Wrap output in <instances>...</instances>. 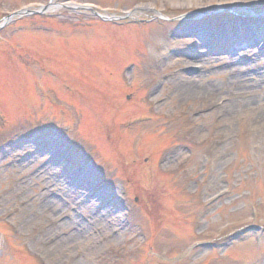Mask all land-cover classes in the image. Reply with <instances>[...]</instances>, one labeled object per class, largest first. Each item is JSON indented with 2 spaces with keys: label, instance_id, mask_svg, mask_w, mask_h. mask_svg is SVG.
I'll return each instance as SVG.
<instances>
[{
  "label": "rangeland",
  "instance_id": "obj_1",
  "mask_svg": "<svg viewBox=\"0 0 264 264\" xmlns=\"http://www.w3.org/2000/svg\"><path fill=\"white\" fill-rule=\"evenodd\" d=\"M54 2L141 11L0 32V264H264V0Z\"/></svg>",
  "mask_w": 264,
  "mask_h": 264
},
{
  "label": "bare ground",
  "instance_id": "obj_2",
  "mask_svg": "<svg viewBox=\"0 0 264 264\" xmlns=\"http://www.w3.org/2000/svg\"><path fill=\"white\" fill-rule=\"evenodd\" d=\"M254 28H255V30H258V28L257 27H255V26H253ZM243 28H245L247 31H248V29L246 28V27H244L243 26ZM261 31V30H260ZM228 32H232V33H234L235 31L233 30V29H229V30H226L225 31V33L227 34ZM249 32V31H248ZM224 33V34H225ZM225 34V35H226ZM252 40V39H251ZM263 46V45H262ZM190 84H192V83H190ZM190 84H188V86H187V92H186V94H185V97H194L195 96V93H196V91L194 90V86H190ZM63 200H65V198L63 197L62 198ZM69 202H70V200L71 199H67ZM73 203V201L71 202V204ZM115 205V207H112V204H111V206L109 207L110 209H111V207H112V209H117L118 210V208H117V206H116V203L114 204ZM88 207V206H87ZM74 208H75V217H73L69 222H66V223H64L63 225H61L60 226V229L62 228V227H65V225L66 224H68V223H71V224H75L74 226V233L72 234V235H70L68 238H69V240L70 241H73V240H80V239H82V238H84V236L87 234H82L81 232H77V230H78V228H79V226L78 225H82L83 223L79 220V216H77L78 215V213H79V209L80 208H78V207H76V205H74ZM108 208V209H109ZM41 213H38L41 217H43V218H46L47 216H46V212H44V211H40ZM102 214H100V216H101ZM100 216H98V217H100ZM28 222V221H27ZM26 222V223H27ZM32 222H29V224H31ZM81 228V227H80ZM83 229V228H82ZM48 234V233H47ZM66 242H67V240H63L62 242L60 241L59 243H57V244H55L53 247H52V251L51 252H57V254H61V252H62V248H63V244H66ZM62 247V248H61ZM49 250L50 249H48V251H46V253L48 254V255H50L51 253L49 252Z\"/></svg>",
  "mask_w": 264,
  "mask_h": 264
}]
</instances>
